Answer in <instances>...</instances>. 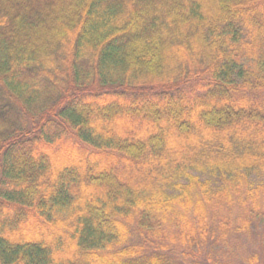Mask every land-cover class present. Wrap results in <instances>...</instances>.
Wrapping results in <instances>:
<instances>
[{"label": "trees", "instance_id": "obj_1", "mask_svg": "<svg viewBox=\"0 0 264 264\" xmlns=\"http://www.w3.org/2000/svg\"><path fill=\"white\" fill-rule=\"evenodd\" d=\"M253 230L264 0H0V264H233Z\"/></svg>", "mask_w": 264, "mask_h": 264}, {"label": "rangeland", "instance_id": "obj_2", "mask_svg": "<svg viewBox=\"0 0 264 264\" xmlns=\"http://www.w3.org/2000/svg\"><path fill=\"white\" fill-rule=\"evenodd\" d=\"M254 253L258 254L255 264H264V238L259 231L256 233L255 230L247 235L234 251L226 252L223 260L233 264H252L246 263L244 259Z\"/></svg>", "mask_w": 264, "mask_h": 264}]
</instances>
